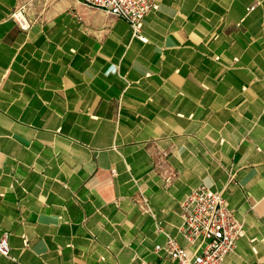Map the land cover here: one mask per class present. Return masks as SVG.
<instances>
[{"label":"crops","instance_id":"obj_1","mask_svg":"<svg viewBox=\"0 0 264 264\" xmlns=\"http://www.w3.org/2000/svg\"><path fill=\"white\" fill-rule=\"evenodd\" d=\"M156 1L143 42L78 0H0V264H171L154 246L196 247L200 183L243 221L225 264H264V0Z\"/></svg>","mask_w":264,"mask_h":264},{"label":"built area","instance_id":"obj_2","mask_svg":"<svg viewBox=\"0 0 264 264\" xmlns=\"http://www.w3.org/2000/svg\"><path fill=\"white\" fill-rule=\"evenodd\" d=\"M88 7L102 10L115 17L125 19L132 29V34L146 42L141 35L144 17L159 5L156 0H78ZM251 6L249 9H253ZM11 17L21 30L29 27L23 9L13 11ZM182 222L179 230L186 241L196 244L189 247L179 244L172 236H167L164 243H156L154 249L168 257L171 264H225L226 256L233 252L237 239L244 234L243 221L229 206L223 193L205 183H200L188 191L181 202ZM161 230L160 226H157ZM7 232L0 237V253L9 256L10 245ZM142 264H166L157 260H143Z\"/></svg>","mask_w":264,"mask_h":264},{"label":"rangeland","instance_id":"obj_3","mask_svg":"<svg viewBox=\"0 0 264 264\" xmlns=\"http://www.w3.org/2000/svg\"><path fill=\"white\" fill-rule=\"evenodd\" d=\"M22 9H24V8H22Z\"/></svg>","mask_w":264,"mask_h":264}]
</instances>
